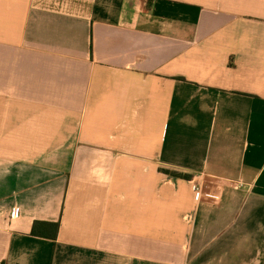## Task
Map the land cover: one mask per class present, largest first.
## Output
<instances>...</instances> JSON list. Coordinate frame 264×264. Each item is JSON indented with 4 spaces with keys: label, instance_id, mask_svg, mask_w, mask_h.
<instances>
[{
    "label": "crops",
    "instance_id": "crops-1",
    "mask_svg": "<svg viewBox=\"0 0 264 264\" xmlns=\"http://www.w3.org/2000/svg\"><path fill=\"white\" fill-rule=\"evenodd\" d=\"M0 264H264V0H0Z\"/></svg>",
    "mask_w": 264,
    "mask_h": 264
},
{
    "label": "trees",
    "instance_id": "trees-1",
    "mask_svg": "<svg viewBox=\"0 0 264 264\" xmlns=\"http://www.w3.org/2000/svg\"><path fill=\"white\" fill-rule=\"evenodd\" d=\"M176 176H181L172 172ZM60 229L59 223L36 222L33 227V234L37 237H44L56 240Z\"/></svg>",
    "mask_w": 264,
    "mask_h": 264
},
{
    "label": "built area",
    "instance_id": "built-area-1",
    "mask_svg": "<svg viewBox=\"0 0 264 264\" xmlns=\"http://www.w3.org/2000/svg\"><path fill=\"white\" fill-rule=\"evenodd\" d=\"M241 186H243V185H241ZM18 216H19V211L15 210V211L13 212V214H12V218H16V217H18Z\"/></svg>",
    "mask_w": 264,
    "mask_h": 264
}]
</instances>
